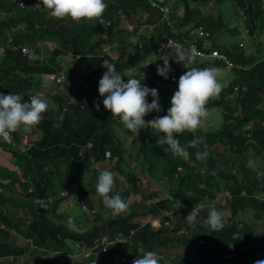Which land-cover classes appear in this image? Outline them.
<instances>
[{
	"label": "trees",
	"instance_id": "trees-1",
	"mask_svg": "<svg viewBox=\"0 0 264 264\" xmlns=\"http://www.w3.org/2000/svg\"><path fill=\"white\" fill-rule=\"evenodd\" d=\"M104 2L107 8L101 17L73 21L51 17L50 10L39 0H0V36L10 34L12 37L0 56V92L5 95L19 93L24 101L39 95L49 104L41 114L39 124L28 132H40L39 138L29 147L24 146L21 150L12 146L23 139L25 132L22 130L11 133L12 144L0 137V151L6 157L0 155V158L8 162L6 166H0V179L9 178L11 185L19 183L18 193H15L9 184L0 181V264H132L146 251H157L163 257L160 264H216V257L230 248L233 257L225 264L246 263L247 259L254 264L256 260H264L256 253L264 248V236L253 232L254 224L243 222V228L238 229V221L230 222L220 230H213L203 222L210 208H216L222 216L226 208L228 213L237 215L249 206L255 220L261 218L264 211V201L252 197L253 193L264 196L263 180L247 163L256 161L259 170L264 172V58H261L264 57V0H181L182 5H176L179 11L169 13V24L162 11L149 0ZM208 4L209 10L206 9ZM197 11L198 17L193 16L191 22L190 15ZM177 12L183 13L182 18L175 16ZM243 15L245 23L241 22ZM127 25L133 31L128 32ZM195 26L210 33L211 47H201L203 50L208 52L218 48L230 60L242 65L225 72L222 62L216 58L194 57L197 68L214 67L219 69L220 75L229 77L219 96L211 97L205 105L207 111L218 109L223 121L218 129L198 127L195 132L176 134L185 153L183 157H174L170 151H164L166 145L157 144L163 133L150 128L131 132L119 117L112 116L104 108L103 97L98 92L99 79L106 71L102 65L106 60L102 56V45L118 41L116 50L111 47L108 51L110 63L118 72L158 90L162 110L144 117L151 120L167 114L171 103L163 105L165 84H178L180 75L187 69L182 62L173 59L174 46L165 53L172 69L167 79L157 74V64L163 66L159 56L154 59L155 70L149 75L145 74V65L141 61L147 53L154 52L165 37L179 40L184 46L187 44L184 39L200 43ZM220 30L228 31L229 37L235 35L238 39L229 38V41L217 43ZM137 33L135 44L124 38V34L133 37ZM28 34L40 43L36 45L31 41L27 44L37 54L42 52V61L38 56L29 59L21 52ZM252 38L257 40L256 46ZM68 53L83 56L71 59ZM67 64L70 68L62 84L64 92L52 93V89L48 92L38 88V82L46 80L51 88L60 85L48 75ZM123 79L127 82L128 77ZM84 82L88 83L86 88ZM86 89L89 93H85ZM147 100L151 102L152 97L149 95ZM96 104H99V110ZM237 110L240 114L234 118L233 113ZM114 126L125 134H136L139 145L132 152L134 159L128 160L130 154ZM248 133L250 137H247ZM200 137L204 138V143L199 148L189 146L190 141ZM89 142L91 147L87 146ZM107 149L111 152L109 158L104 156ZM197 151H207L208 155L197 160ZM102 162L115 173L114 183L120 181L117 187L128 182L140 195V202L130 204L125 201L128 208L120 215L99 209L87 217L80 215L83 219L78 221L76 214L69 213L70 207L73 211V206H78L83 210L80 213L85 212L81 206L95 209L91 194L97 196L94 199L98 206L105 207L96 193L100 172L95 165ZM61 165L64 167L62 172ZM177 167H180L179 171ZM19 175H23L22 181ZM83 175L88 177V187L84 189L80 182ZM143 177L146 182L155 178L158 190L168 191L170 200L159 199L158 205L179 202L181 208L187 206L180 217L195 204L204 203L206 208L202 210L200 220L195 221L194 226L186 224L184 233L178 232L180 220L166 230L152 228L149 221L142 225L141 218L151 219L159 214L157 205H146L145 199L153 198L156 192L146 188ZM29 187H32L31 192H28ZM117 187L110 195L119 194L122 198L131 192L130 188L120 192ZM223 187L230 190L232 199L223 197L213 202L216 192ZM242 190H246V196L241 195ZM35 198L47 202L48 207L42 208ZM102 238L108 241L104 252L101 251ZM200 239L205 243L199 244ZM181 244L188 248L185 252L178 250ZM75 245H78L77 252L82 254L78 259L74 256Z\"/></svg>",
	"mask_w": 264,
	"mask_h": 264
},
{
	"label": "clouds",
	"instance_id": "clouds-1",
	"mask_svg": "<svg viewBox=\"0 0 264 264\" xmlns=\"http://www.w3.org/2000/svg\"><path fill=\"white\" fill-rule=\"evenodd\" d=\"M175 3H176L175 0H171V2H165L162 3L161 5H166L169 8V13H170L171 11L172 12L176 10L179 11L176 5H178L179 7L180 5H182ZM42 5L44 8L50 10L49 15L51 17L57 19L71 18L73 21H81L82 19L91 20L94 18H99L102 16V14L107 8V4L104 2V0H42ZM169 5H172L171 9ZM193 9L194 11H196L195 8ZM182 14L183 13L180 14L179 12H177L175 16L180 19L182 18ZM193 16L198 17V11L197 13L193 12L190 15L189 19L192 22H193ZM101 21L102 23L107 24V22H104L103 20ZM242 21L245 23L244 15L241 18V22ZM194 25L195 24L193 23V26ZM195 27L197 28V26ZM11 41L12 38L9 41V43ZM9 43L5 45L2 44L1 41L0 49L3 48L4 50V48L9 46ZM118 45L119 44H117L116 41H113L110 44L104 43L102 45V52H103L102 56L106 59L103 61L102 65L106 69V71L103 72L101 78L99 79L98 92L100 96L103 97L104 108L109 110L112 113V116L119 117L123 125L131 132L139 133L141 129L150 128L156 133H160V134L163 133V135H161L160 138L157 140V144L162 146L166 145L164 151L165 152L170 151L174 157H183L185 153V148L180 144L179 140L176 138V134H182L185 131L195 132L196 129L200 126L203 117H206L208 113L214 114L213 113L214 111H217L218 113V109L215 110L213 108L208 109L207 111L205 105L207 104L208 100L211 97L219 96L220 92L222 91L223 86L218 81L219 69L214 67H210V68L190 67V65L193 63L194 57L198 54L196 48L191 47L190 49L186 50L183 47V45H175L174 46L175 58L173 59H175L177 62H182L184 67L187 69V71H185L179 77L178 88L171 97V106L167 109V114L163 116H157L151 120H145L144 117L147 114L153 111L159 113L162 110V106L159 104L158 90L155 88H149L148 85L142 84L140 80L131 77L130 75L122 74L117 71L115 65L110 63L111 57L108 51L111 47L113 48V50H116ZM139 46H141V44H139ZM103 47H105V49ZM154 52H150L151 54L147 53L148 61H150L151 63L144 64L145 65L144 71L146 75L151 74L155 70V67L152 66V65L155 66V61H156L154 60L155 58L152 57V53ZM75 55L68 53L67 56L70 57L71 59L81 58V57L76 58ZM159 57L160 60H163V66L157 64V74L167 79L169 73L172 71L171 65L169 63L170 58L165 54H162ZM261 58L264 57L262 56ZM233 63L234 66H238V67L242 65V64H237L235 62ZM243 67H246V65L243 64ZM64 68L65 66L59 68L56 71H59ZM224 68H225V72H228L229 69H231V68H226L225 66ZM64 71L66 73L65 69ZM125 76L128 77L127 82H125V80L123 79V77ZM86 87L87 86H84V88ZM149 95L152 97L151 102H148L147 100V97ZM48 108H49V104L43 98L33 96L30 98L29 101H24L22 95L19 93L11 92L10 94L5 95L4 93L0 92V137L6 138L9 136V134L11 137V133H14L18 130H22L23 132H25V134L23 135V139H24L26 134L28 132H31L32 129L39 124L40 120L42 119L41 114L44 113ZM96 108L97 110H99V104H96ZM219 110H221V108ZM233 116L235 118L237 116V112H234ZM248 127L249 125L246 126V128ZM247 137H250L249 133L247 134ZM4 141L9 144H12L11 141L10 142L6 140ZM203 143H204V138L200 137L190 141L189 146L194 148H199V146ZM91 145H92L91 142L87 144L88 147H91ZM207 155H208L207 151H203V152L197 151L196 159L203 160L204 158L207 157ZM104 156L105 158H109L111 156V152L109 149L105 150ZM258 160L260 161V159ZM247 163H249V161ZM100 164H104L105 167H101ZM132 164H134V162ZM258 166L259 165L257 164L253 166L254 167L253 171L257 174V176L261 180H263V184H264V172L262 170H259ZM95 167L100 172L96 184V193L102 198L105 207L111 210L112 215L116 216L125 212L128 208V204L126 202L130 204L135 203L132 202V200L128 197L129 194L133 192L135 193L136 196L139 197L137 202H140V198H141L140 195L137 194L136 190L132 189L131 185L128 184V182H122L123 185L117 187L119 182L114 183L115 173L108 170V167L104 162L96 164ZM179 169L180 167H177V171H179ZM18 177L20 181H22L21 179H23V175H19ZM175 177H176V173H175ZM154 179L155 178L151 177V179L147 181L148 184L151 182V180ZM1 182L3 184H9L13 192L18 193L19 190L18 182H16V184L14 185H11V180L9 178H6ZM157 183L158 182L153 184L152 189L148 188L152 191H155L156 195L153 198L149 197L148 199H145V202L146 205L149 207H151V205H157L156 208L159 214L151 219L141 218L140 220L144 221V223L140 221L141 224L145 225L149 221V224L152 228H156V229L165 228L164 230H166L168 228H172L173 225L178 220H180L178 223L179 226L178 232L184 233L185 231L184 228L186 224L194 226L195 221L200 220L202 216L201 215L202 210L206 208V205L202 202L197 203L193 207L188 209V212L183 217H180L181 211L186 209L187 206L181 208L179 202L158 205L157 201L159 199L168 198V200H170L171 197L168 194L167 190L159 191L156 186ZM115 187H117V189L120 192L130 188L131 192L127 194L126 198H125L126 195H124L122 198L119 194L110 195L111 190ZM31 188L32 187L28 188V192L32 191ZM241 195L246 196L247 195L246 190H242ZM223 197L228 198L229 201L232 199V193L230 192V190L226 189L225 187L221 188L220 191L216 192V195L213 197V202H216L218 199H222ZM252 197L258 200L259 202L264 201V196L259 195L257 193H253ZM35 202L40 204L42 208L48 207L47 202L42 201L39 198H35ZM247 207L248 208L241 209V211L237 212V215L228 213L226 208L225 213H223L222 216L221 213L216 208H210L208 210L207 219L204 220L203 222L209 225L210 228L213 230H220L223 225L228 226L230 222L238 221L237 227L238 229H242L244 225L243 222L251 224L249 219L251 218V221L255 220V218H252L253 216H255L254 211L250 210L249 206ZM84 209L85 212H87L86 213L87 215L93 214L95 212L94 208H89L87 206H84ZM245 211L249 212L248 216L244 215ZM263 216H264V211L262 212L261 218ZM70 222H71V218H70ZM263 234L260 235L264 236ZM197 242L199 244L205 243L203 239H200ZM32 244H33L32 242L29 243L31 249L34 248L33 246H31ZM193 247H189V248H193ZM187 249L188 248H186V246L184 245H179L178 247V250L180 252H185ZM229 252L230 251L225 252L220 256L216 257L215 263L225 264L227 260L233 257V252L231 257L229 256ZM256 253L257 255L258 253H262L261 257L264 258V248H261ZM83 255L88 256V254H83ZM162 259L163 257L157 251H146L141 256L135 258L132 261V264H160V261ZM94 264H96V262H94ZM241 264H252V260L247 259L246 263H241ZM254 264H264V260H256Z\"/></svg>",
	"mask_w": 264,
	"mask_h": 264
},
{
	"label": "rangeland",
	"instance_id": "rangeland-1",
	"mask_svg": "<svg viewBox=\"0 0 264 264\" xmlns=\"http://www.w3.org/2000/svg\"><path fill=\"white\" fill-rule=\"evenodd\" d=\"M160 1H162L163 3H165V2H171V0H160ZM175 4H182V2H181V0H178V1H176V3ZM210 4V3H209ZM209 4L206 6V9H208V6H209ZM169 7H170V9L172 8V5H169ZM202 9H203V6H202ZM209 10V9H208ZM143 27H141V29H142ZM149 29H151V27L149 28ZM127 30H128V32L130 31H133V29L129 26V25H127ZM143 30H145V29H142V31ZM148 31H151V30H148ZM138 32V31H137ZM245 32H246V30H245ZM217 34H219L220 35V37L218 38V43H221V42H224V41H229V38H231L232 40H236V39H238V36H235V35H232V36H230L229 37V32L228 31H223V30H220V32L219 33H217ZM6 35L7 34H5V35H2V36H0V40L2 41V44H5V42H6ZM138 35V33L136 34V35H134L133 37H129L128 36V34H124V38H125V40H127V41H129V42H131L130 44H135L136 43V36ZM218 35V36H219ZM134 38V39H133ZM263 38H264V36H263ZM255 38H252V41H253V43L255 44V46H256V41L254 40ZM133 40H135V41H133ZM264 40V39H263ZM31 41H34V43L36 44V45H40V43L39 42H36V40H33V38L28 34V35H26V37L24 38V43H29V42H31ZM249 41V39H247L246 40V42H248ZM117 42V44H119L118 43V41H116ZM259 43V42H258ZM45 44L46 45H48V43L47 42H45ZM49 47H52V45L50 44L49 45ZM4 51V50H3ZM138 54H139V52H138ZM39 56L41 57V55L39 54ZM40 57H39V59H40ZM42 58V57H41ZM148 60V57L147 56H144V59H142V61H141V64H145L146 63V61ZM194 65V67H196L197 68V64H191V67ZM70 68V64H67L66 66H65V70L66 71H68V69ZM186 70V69H185ZM223 73V72H222ZM219 76H222V77H219ZM219 78H221L220 79V83L222 84V86H225V84H226V81H228L229 80V77H226L225 76V74L224 75H220V74H218V79ZM38 82V81H37ZM54 84V83H53ZM56 84H54V86H55ZM61 85V86H60ZM60 85H57V87H53L52 86V88H51V84H50V82L49 81H45L44 83H39L38 82V88L39 89H42V90H45V91H48L49 92V90H51V92L52 93H54L55 91H60V92H64L65 91V87L64 86H62V84H60ZM174 87V88H173ZM177 88H178V84L177 83H175V84H172L171 82H169V83H167V84H165V88H164V90L162 91V97H163V102H164V104L163 105H167L168 103H171V97L173 96V94H174V92L177 90ZM85 93H89V91L88 90H86L85 91ZM35 96H37V97H40L41 98V96H39V95H35ZM164 106V107H165ZM163 107V108H164ZM208 113V112H207ZM214 114H212V113H208L207 114V116L206 117H203L202 118V122H201V124H200V126H199V128L201 127V129L202 130H207V129H218V128H220V125H221V123H222V121H223V119H222V116L219 114V113H217V111H214L213 112ZM237 114L239 115L240 114V112L239 111H237ZM114 130H115V132H116V134H117V136L120 138V140L122 141V144H123V146H124V148L126 149V151L127 152H129V154H130V156H128L127 155V157H128V160H130V159H134V155H133V151L134 150H136L137 149V147H138V145H139V143H138V141H137V136H136V134L134 133V134H125L124 132H123V130L121 129V128H119V127H117V126H114ZM39 136H40V132H36V133H27L26 134V136H25V138L24 139H22L20 142H18V143H16L15 142V144L13 143L12 144V146H14V147H17V148H20L21 150H23V148H24V146H29L30 144H31V142H33L34 140H37L38 138H39ZM0 155H3L2 154V152L0 151ZM1 157V156H0ZM3 157H5L4 155H3ZM6 158V157H5ZM5 158L3 159V158H0V166L1 167H3V166H6L7 164H8V162L5 160ZM142 159V158H141ZM251 159V158H250ZM249 163L251 164V165H253V166H255L256 165V163H253V161L251 160V161H249ZM142 165V164H141ZM100 166L101 167H105V165L104 164H100ZM138 167V166H137ZM7 168V167H6ZM61 172L64 170V167H63V165H61ZM144 172H146V170L144 169L143 170ZM79 175H82V174H79ZM146 177H143L142 178V183L146 186V188H150V189H152V187H153V184H155L156 182H157V180L156 179H154V180H151V182L148 184V182H146ZM120 180V179H119ZM80 182H81V184H82V187H83V189L84 188H87L88 187V177H86L85 175H83L81 178H80ZM120 182V181H119ZM164 189V188H163ZM91 196H93L95 199L97 198V196L95 195V194H91ZM127 197V195L125 196V198ZM131 200H132V202H137V200H138V196H136L135 195V193L133 192V193H131V194H129V196H128ZM94 198H92L93 199V201H94V203H95V209H94V211H98L99 209L101 210V211H103V212H106L107 214H109L110 213V209H108V208H106V207H104V206H98V204H97V201L94 199ZM124 198V199H125ZM72 200H74V198L72 199ZM71 204V203H70ZM69 204V205H70ZM68 205V206H69ZM83 209H84V206H81ZM88 207V206H87ZM100 207V208H99ZM73 211H72V209H71V207H70V210H69V213L71 214V213H74V214H76L77 215V220L78 221H80V219H83L80 215H84V216H86L87 214V212H84V213H80V212H82L83 210L82 209H78V206H73ZM84 211H85V209H84ZM244 215L245 216H248L249 215V212L248 211H245L244 212ZM81 217V218H80ZM87 217V216H86ZM251 217H252V214H251ZM90 219V218H89ZM142 223H144V221L143 220H140ZM249 221L251 222V225L252 224H254V228L252 229L253 230V232H258V233H260V234H263V231H264V216L261 218V219H259V220H254V221H251V218L249 219ZM261 230V231H260ZM264 235V234H263ZM172 243H174V242H172ZM182 245V244H181ZM77 247H78V245H75V257L78 259L79 257H81V255L82 254H80L81 252H77ZM230 250V252H229V256L231 257V255H232V248H230L229 249Z\"/></svg>",
	"mask_w": 264,
	"mask_h": 264
},
{
	"label": "built area",
	"instance_id": "built-area-1",
	"mask_svg": "<svg viewBox=\"0 0 264 264\" xmlns=\"http://www.w3.org/2000/svg\"><path fill=\"white\" fill-rule=\"evenodd\" d=\"M40 3H42V0H39ZM149 2L155 6L158 7L162 13H163V18L167 21V24L170 23V19H169V8L166 5H161L159 4L157 1L155 0H149ZM20 4H22V2H20ZM168 14V15H167ZM145 15H147V12L145 13ZM197 35L199 36L198 38H200V43L196 40H191V39H184L186 41V45L184 46L182 44L181 41L179 40H174L171 39L170 37H165L164 41L160 44V46L157 47L156 51L154 53H152V57L156 58L162 54H165L167 52V50L169 49V47L171 46H175V45H183V47L188 50L191 47H195L197 50V55L195 57L200 58V59H205V58H216L220 61L223 62L224 66L226 68H232L234 66V63L232 60H230L227 55L225 53H223L222 51H220L218 48H212L210 49L208 52H206L205 50H203L201 47L205 48V47H211L210 44V33L206 30H204L201 27H197L195 29ZM11 35L7 34L6 35V42L5 45H7L9 43V41L11 40ZM199 43V44H198ZM105 49V47H103ZM21 52L26 55L29 59H32L34 56H38V58L40 57L39 54H37L35 52V49L27 44H24L23 46H21ZM3 53V48L0 49V56H2ZM41 57L40 60H43V56L42 53H40ZM71 56V55H70ZM83 55L80 54H76L75 57H82ZM49 79L52 80L54 83L57 84H61L65 81V71L64 69H61L59 71H52L49 73L48 75ZM158 85H161L160 83H157ZM84 86H87L86 82L83 84ZM155 118V117H154ZM4 140L10 142L11 141V137L10 134L8 137H2ZM1 191V188H0ZM197 212V211H196ZM108 241L106 240V238H102L101 241V251L104 252L106 247H107ZM262 253H258V257H261Z\"/></svg>",
	"mask_w": 264,
	"mask_h": 264
},
{
	"label": "crops",
	"instance_id": "crops-1",
	"mask_svg": "<svg viewBox=\"0 0 264 264\" xmlns=\"http://www.w3.org/2000/svg\"><path fill=\"white\" fill-rule=\"evenodd\" d=\"M192 22V21H191ZM0 42H1V40H0ZM148 63H151L150 61H146V63L145 64H148ZM192 64H194V63H192ZM192 67H194V66H192ZM174 88V87H173Z\"/></svg>",
	"mask_w": 264,
	"mask_h": 264
}]
</instances>
